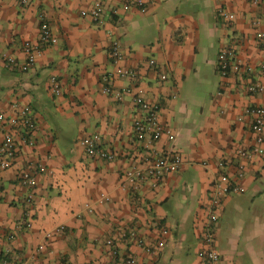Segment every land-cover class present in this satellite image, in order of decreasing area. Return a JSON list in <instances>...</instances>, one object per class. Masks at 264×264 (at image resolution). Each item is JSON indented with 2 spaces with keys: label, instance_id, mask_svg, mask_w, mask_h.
I'll return each mask as SVG.
<instances>
[{
  "label": "crops",
  "instance_id": "0c3cea01",
  "mask_svg": "<svg viewBox=\"0 0 264 264\" xmlns=\"http://www.w3.org/2000/svg\"><path fill=\"white\" fill-rule=\"evenodd\" d=\"M93 1L29 0L22 6L0 0V57L23 63V46L38 41L42 17L56 40L28 71L0 64V114H12L16 102L31 107L37 144L22 146L16 165L0 174V264H122L128 257L136 264H200L204 206L224 174L220 163L236 176V146L254 145L244 110L264 107V94H247L245 75L222 76L218 56L232 47L241 62L259 65L264 5L146 0L140 8L136 0H108L103 22L94 24L81 15ZM222 8L236 15L231 30L219 15ZM116 42L124 53L122 67L138 72L146 99L162 105L160 123L177 135L175 143L164 137L156 148L175 146L183 157L179 171L164 183L147 180L135 192L118 188L146 155L134 131L133 98L118 103L103 92L107 85L120 91L133 84L116 76L110 58ZM52 77L60 82V96L50 90ZM94 135L113 161L87 155L81 141ZM33 154L44 170L30 189L19 184L17 173ZM246 165L239 181L245 192L223 201L219 264H264V157ZM103 194L111 201L93 203ZM164 225L170 233L153 259L147 249L163 239ZM110 239L115 257L106 245Z\"/></svg>",
  "mask_w": 264,
  "mask_h": 264
},
{
  "label": "built area",
  "instance_id": "2783aa9c",
  "mask_svg": "<svg viewBox=\"0 0 264 264\" xmlns=\"http://www.w3.org/2000/svg\"><path fill=\"white\" fill-rule=\"evenodd\" d=\"M122 1L127 2V0ZM145 1L136 0V3L142 8ZM107 2L108 0H94L90 9L82 11L81 15L89 18L94 24H100L103 22ZM252 2L256 6L264 5V0H253ZM18 3L22 6H28L29 0H18ZM219 15L227 29L231 30L236 26L237 19L233 13L222 8L219 10ZM54 43H56V40L53 36L51 25L42 17L38 41L35 43L26 42L23 46L26 57L25 61L19 63L15 58L3 55L0 57V64L2 63L10 70L20 72L28 71L35 66L38 59L44 54L45 48ZM257 43L260 51L264 55V33L259 32L257 34ZM110 58L116 67V76L121 79H130L133 81V84L120 91L107 85L104 87L103 92L112 96L118 103L123 102L127 96L133 98V103L136 108L134 131L137 140L143 144L146 150V155L143 157L142 163L126 171L124 179L118 187L122 191L135 192L147 180L154 181L155 186L159 183H164L168 175L179 171L183 164V157L176 150L175 146L162 151L156 148V143L164 137L169 142L175 143L177 135L170 127H166L160 123L162 105L160 103H151L146 99L143 90L138 84V72L122 67L124 53L119 42L112 45ZM148 65L154 70H159L160 68L155 61L148 62ZM218 69L224 77H228L232 73L242 76L245 75L248 79L246 88L248 95L264 94V84L262 82L264 77V56L259 65L244 64L239 60L234 48L225 47L218 56ZM166 78V75H161L162 80H166ZM50 90L56 96L61 95L60 82L56 77L50 79ZM12 110L13 113L10 115L5 113L0 114V132L3 135V140L0 143V174L12 169L16 165L22 146L30 147L31 149L37 147L34 137L36 124L32 116L31 107L16 102L13 103ZM243 118L250 120L254 145L252 148L245 147L244 145L236 146L235 155L239 163L237 165V174L234 178L227 172L226 164L220 163V166L224 167V174L220 176L219 181L213 184L204 206L206 217L202 223V247L198 252L200 264H219L221 255L216 248V232L223 201L230 195L245 192V188L239 181L243 180L247 175L246 163L255 158L264 157V107H246ZM81 144L90 157L109 161L115 159L113 154L101 149V138L99 135L85 137L81 141ZM43 170L44 167L37 161L36 156L33 154L29 157L25 168L18 171L17 181L22 187L35 188L37 186V176ZM32 199L33 197L29 196L28 202H32ZM110 201V197L103 194L94 200L93 203L100 205ZM93 203L86 206L89 212L93 211L91 206ZM62 230L63 228L59 229V231ZM169 233V228L164 225L161 230L163 239L157 241L147 249L151 258L155 259L158 257L160 251L165 246V239L169 236ZM47 237L51 238V235L48 234ZM106 245L112 251L113 257L117 256L115 242L110 239L106 242ZM140 245H143V243L140 242ZM122 264H136V259L128 257Z\"/></svg>",
  "mask_w": 264,
  "mask_h": 264
},
{
  "label": "rangeland",
  "instance_id": "374dc122",
  "mask_svg": "<svg viewBox=\"0 0 264 264\" xmlns=\"http://www.w3.org/2000/svg\"><path fill=\"white\" fill-rule=\"evenodd\" d=\"M212 90V89H211Z\"/></svg>",
  "mask_w": 264,
  "mask_h": 264
}]
</instances>
